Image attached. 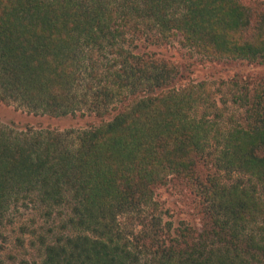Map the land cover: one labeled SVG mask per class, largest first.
Instances as JSON below:
<instances>
[{
	"label": "trees",
	"instance_id": "1",
	"mask_svg": "<svg viewBox=\"0 0 264 264\" xmlns=\"http://www.w3.org/2000/svg\"><path fill=\"white\" fill-rule=\"evenodd\" d=\"M177 38L264 64V2L0 0V102L93 120L0 125V222L36 214L24 232L40 264H264V80L224 125L206 82L178 87L172 62L140 45ZM170 183L196 225L164 220L156 192Z\"/></svg>",
	"mask_w": 264,
	"mask_h": 264
},
{
	"label": "rangeland",
	"instance_id": "2",
	"mask_svg": "<svg viewBox=\"0 0 264 264\" xmlns=\"http://www.w3.org/2000/svg\"><path fill=\"white\" fill-rule=\"evenodd\" d=\"M245 5L253 6L264 0H241ZM146 52L172 62L177 68L178 87L192 83L206 82L214 93L220 118L224 125L242 119L245 102L239 96L251 95L256 84L264 80V64L250 63L241 60H216L205 57L185 48L180 39L173 40L165 46H151L140 43ZM134 50V47H131ZM213 118V115L212 117ZM91 118L48 116L29 114L17 105H6L0 102V125L9 130L23 132L27 129L66 131L88 127ZM187 194L174 183L157 190L156 201L166 222L177 226L181 222L196 225L199 222L197 213L188 203ZM31 210L13 211L0 222V264H18L28 261L40 264L41 254L34 246L35 240L25 234V228H33L41 221ZM38 222V223H37Z\"/></svg>",
	"mask_w": 264,
	"mask_h": 264
}]
</instances>
